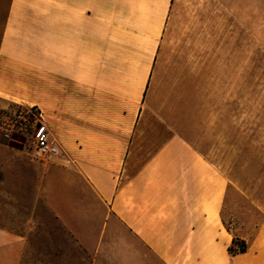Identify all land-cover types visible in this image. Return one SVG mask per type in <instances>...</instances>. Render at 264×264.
I'll use <instances>...</instances> for the list:
<instances>
[{
	"label": "crops",
	"instance_id": "1",
	"mask_svg": "<svg viewBox=\"0 0 264 264\" xmlns=\"http://www.w3.org/2000/svg\"><path fill=\"white\" fill-rule=\"evenodd\" d=\"M0 102L69 160L0 141V205L52 216L36 264H65L56 232L87 264H264V0H0ZM30 230L0 226V264Z\"/></svg>",
	"mask_w": 264,
	"mask_h": 264
},
{
	"label": "rangeland",
	"instance_id": "2",
	"mask_svg": "<svg viewBox=\"0 0 264 264\" xmlns=\"http://www.w3.org/2000/svg\"><path fill=\"white\" fill-rule=\"evenodd\" d=\"M19 111H24L25 115L28 117L27 122H25L26 126L23 127L21 131L13 134L10 139L0 137V141L7 143L15 150L22 151L23 153H30L34 136L33 125L37 123V111L35 109H27L7 102H0V114L3 112L18 113ZM33 206L34 205H0V226L10 227L16 232L26 230L27 225L31 226V230L28 233L30 238L27 252L28 257L24 260L25 264L37 263L36 255L38 251V236L47 240L46 235L37 234L38 226L42 229L43 226L49 227L48 224H52L49 220L52 216L46 208L43 209L42 205H39L40 208L32 209ZM224 217L227 222L232 224L233 228H239L245 222L247 227H251L256 219V215L250 206L233 192L228 196L226 207L224 209ZM52 239L56 241V247L58 249L57 253L61 257V262H65V264L68 262L70 264L88 263L90 257L82 252L80 244H77L75 247L66 235L60 232L54 233ZM66 254L67 256L70 255V257H67L68 259L65 257Z\"/></svg>",
	"mask_w": 264,
	"mask_h": 264
},
{
	"label": "built area",
	"instance_id": "3",
	"mask_svg": "<svg viewBox=\"0 0 264 264\" xmlns=\"http://www.w3.org/2000/svg\"><path fill=\"white\" fill-rule=\"evenodd\" d=\"M33 109V108H27ZM29 111V110H28ZM26 111V112H28ZM28 117L24 111L18 113L3 112L0 114V137L10 139L13 134L21 131L26 126ZM29 123V122H28ZM34 136L30 148V155L33 159L40 161H52L63 158L60 147L50 138L49 129L44 120L37 113V123L33 125ZM69 163L67 158H63Z\"/></svg>",
	"mask_w": 264,
	"mask_h": 264
},
{
	"label": "trees",
	"instance_id": "4",
	"mask_svg": "<svg viewBox=\"0 0 264 264\" xmlns=\"http://www.w3.org/2000/svg\"><path fill=\"white\" fill-rule=\"evenodd\" d=\"M247 248V244L245 242V240L240 239L238 237H234L232 239L231 245L228 248V251L230 253V255H234L237 253H242L246 250Z\"/></svg>",
	"mask_w": 264,
	"mask_h": 264
}]
</instances>
